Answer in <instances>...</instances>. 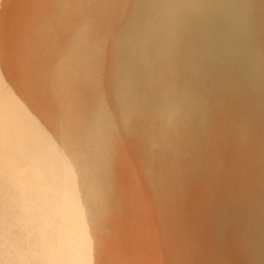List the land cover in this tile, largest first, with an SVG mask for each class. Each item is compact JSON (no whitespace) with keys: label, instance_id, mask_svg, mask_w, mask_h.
<instances>
[{"label":"bare ground","instance_id":"6f19581e","mask_svg":"<svg viewBox=\"0 0 264 264\" xmlns=\"http://www.w3.org/2000/svg\"><path fill=\"white\" fill-rule=\"evenodd\" d=\"M0 135L47 264H264V0H0Z\"/></svg>","mask_w":264,"mask_h":264},{"label":"rangeland","instance_id":"374dc122","mask_svg":"<svg viewBox=\"0 0 264 264\" xmlns=\"http://www.w3.org/2000/svg\"><path fill=\"white\" fill-rule=\"evenodd\" d=\"M1 141L0 135V264H47L46 260H52L56 253L54 247L48 244L51 237L55 238V233L50 228L40 231V220L32 219L29 226L30 229H36V234L27 241L24 227L30 219L27 210L32 201L25 184L27 177L9 160L7 151L1 148ZM83 147L86 148L85 145ZM12 149L18 152L19 146L13 145ZM24 157H28L27 152ZM64 183L62 177L60 184ZM84 186H79V189L86 193L87 188ZM33 197L35 211L39 209L44 220L50 224L61 223L56 203L44 201L38 196ZM82 245L75 242L71 246L74 250L69 252L71 254L64 250L60 255L63 263L82 264L77 258V251Z\"/></svg>","mask_w":264,"mask_h":264}]
</instances>
